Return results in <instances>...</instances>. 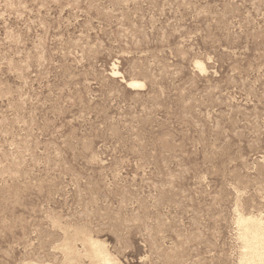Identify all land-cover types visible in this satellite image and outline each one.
<instances>
[{
  "label": "rangeland",
  "instance_id": "obj_1",
  "mask_svg": "<svg viewBox=\"0 0 264 264\" xmlns=\"http://www.w3.org/2000/svg\"><path fill=\"white\" fill-rule=\"evenodd\" d=\"M238 214L264 0H0V264H243Z\"/></svg>",
  "mask_w": 264,
  "mask_h": 264
},
{
  "label": "bare ground",
  "instance_id": "obj_2",
  "mask_svg": "<svg viewBox=\"0 0 264 264\" xmlns=\"http://www.w3.org/2000/svg\"><path fill=\"white\" fill-rule=\"evenodd\" d=\"M127 85L139 87V86L143 85V82L138 81V80H130L127 82ZM241 214L240 215L238 214L239 216H238L237 222H239V224L241 226L240 227L241 228L240 236H241V238L245 244V248H246L245 252L242 255L243 257L241 258V259H243V264H264V224H263L264 222L262 223L260 221V219H258L256 217L244 216ZM76 229H78V228H76ZM85 242L89 246V255L92 258V260L97 261V262H99V261H105L106 262V261L110 260L109 255L107 254L102 243H100L99 241L94 240L92 238H86ZM68 250H69V253H72L71 249L68 248ZM240 254H242V253H240ZM30 264H32V263H30Z\"/></svg>",
  "mask_w": 264,
  "mask_h": 264
}]
</instances>
